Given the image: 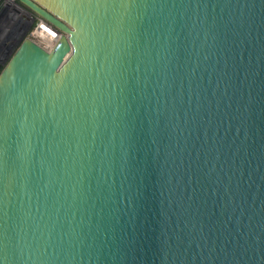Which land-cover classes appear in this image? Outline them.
I'll list each match as a JSON object with an SVG mask.
<instances>
[{
    "label": "water",
    "instance_id": "water-1",
    "mask_svg": "<svg viewBox=\"0 0 264 264\" xmlns=\"http://www.w3.org/2000/svg\"><path fill=\"white\" fill-rule=\"evenodd\" d=\"M17 1L0 264H264V0Z\"/></svg>",
    "mask_w": 264,
    "mask_h": 264
},
{
    "label": "built area",
    "instance_id": "built-area-1",
    "mask_svg": "<svg viewBox=\"0 0 264 264\" xmlns=\"http://www.w3.org/2000/svg\"><path fill=\"white\" fill-rule=\"evenodd\" d=\"M19 6L20 4L17 0H0V23H4L8 29L6 33L5 31L0 32V41H3V38L8 37V41H6L4 46L0 45V47H9L10 44L14 42L16 44V42L21 40L25 34L28 35L30 30L32 29V22L28 21L31 19L29 17H26L25 20L22 18V11ZM40 26H42V21H40L38 28ZM55 32L58 39H56L54 43L50 45L49 49L46 50H52L56 43L59 41L61 33L57 31ZM30 36H32L30 37L31 39H34L33 37H35L34 34H31Z\"/></svg>",
    "mask_w": 264,
    "mask_h": 264
},
{
    "label": "rangeland",
    "instance_id": "rangeland-1",
    "mask_svg": "<svg viewBox=\"0 0 264 264\" xmlns=\"http://www.w3.org/2000/svg\"><path fill=\"white\" fill-rule=\"evenodd\" d=\"M20 7V9H21V11H22V18L25 20L26 19V17H29L28 16V13H27V11L25 10V8L24 7H21V6H19ZM20 11V12H21ZM30 18V17H29ZM28 18V19H29ZM31 19V18H30ZM29 22H32L31 20H28ZM40 24V23H39ZM38 24V25H39ZM41 27V26H40ZM40 27L38 28V26H36L34 29L32 28L31 30H30V32L28 33V35H26V37H25V39L27 38V37H32V36H30L31 34H34L35 35V37H33L34 39V41L38 44V45H40L41 47H43V48H45V49H49V47H50V45L51 44H48V43H45L39 36H37V32H38V30L40 29ZM2 31H5V33L8 31V29H7V26L4 24V23H0V32H2ZM3 41H0V45H2V46H4V44L6 43V41H8V37L7 38H3L2 39ZM10 42V41H9ZM15 47V42L14 43H11L10 44V46L9 47H7V46H5V47H0V65H1V61L2 60H5L8 56H9V53H11V52H13L12 50H13V48ZM15 53V52H14ZM14 53L12 54V56L14 55ZM12 56H11V58H12Z\"/></svg>",
    "mask_w": 264,
    "mask_h": 264
},
{
    "label": "flooded vegetation",
    "instance_id": "flooded-vegetation-1",
    "mask_svg": "<svg viewBox=\"0 0 264 264\" xmlns=\"http://www.w3.org/2000/svg\"><path fill=\"white\" fill-rule=\"evenodd\" d=\"M25 10L28 13V16L31 18L32 20V28L34 29L36 26H38V24L40 23V21H42L36 14L32 13L31 11H29L28 9L25 8ZM42 25H44L47 29L50 28L51 26L47 25L45 22L42 21ZM51 29L55 30L53 27H51ZM58 32V31H57ZM20 44V40L18 42H16L15 47L13 48V52L9 53V56L5 59L1 61V65H5L9 59L11 58L12 54L14 52H16V50L18 49V46Z\"/></svg>",
    "mask_w": 264,
    "mask_h": 264
},
{
    "label": "bare ground",
    "instance_id": "bare-ground-1",
    "mask_svg": "<svg viewBox=\"0 0 264 264\" xmlns=\"http://www.w3.org/2000/svg\"><path fill=\"white\" fill-rule=\"evenodd\" d=\"M37 36H39L45 43L53 44L56 39H58L56 32L50 28H46L44 25L40 27L37 32Z\"/></svg>",
    "mask_w": 264,
    "mask_h": 264
},
{
    "label": "trees",
    "instance_id": "trees-1",
    "mask_svg": "<svg viewBox=\"0 0 264 264\" xmlns=\"http://www.w3.org/2000/svg\"><path fill=\"white\" fill-rule=\"evenodd\" d=\"M20 4V3H19ZM20 6H22L21 4H20ZM23 7V6H22Z\"/></svg>",
    "mask_w": 264,
    "mask_h": 264
}]
</instances>
